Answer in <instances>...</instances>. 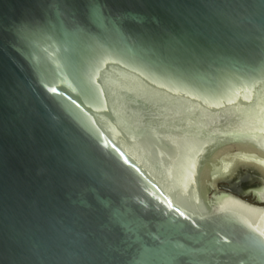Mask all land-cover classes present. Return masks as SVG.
Returning a JSON list of instances; mask_svg holds the SVG:
<instances>
[{"label":"water","instance_id":"95a60500","mask_svg":"<svg viewBox=\"0 0 264 264\" xmlns=\"http://www.w3.org/2000/svg\"><path fill=\"white\" fill-rule=\"evenodd\" d=\"M233 145L264 0H0V264H264L259 181L199 190Z\"/></svg>","mask_w":264,"mask_h":264},{"label":"bare ground","instance_id":"6f19581e","mask_svg":"<svg viewBox=\"0 0 264 264\" xmlns=\"http://www.w3.org/2000/svg\"><path fill=\"white\" fill-rule=\"evenodd\" d=\"M261 161H264V148L233 145L212 151L209 166H203L199 190L209 203H213V195H231L219 190L221 181H228L236 186L249 178L250 181L258 180L259 185L255 189L245 188V192L253 191L260 196L259 192H264V163ZM242 202L246 203L245 200ZM262 209L264 206H260V210Z\"/></svg>","mask_w":264,"mask_h":264},{"label":"rangeland","instance_id":"374dc122","mask_svg":"<svg viewBox=\"0 0 264 264\" xmlns=\"http://www.w3.org/2000/svg\"><path fill=\"white\" fill-rule=\"evenodd\" d=\"M253 185H255V183ZM220 186H224V184H221ZM250 186H252V185H250ZM248 201H251V198H248Z\"/></svg>","mask_w":264,"mask_h":264},{"label":"snow or ice","instance_id":"6c2138e0","mask_svg":"<svg viewBox=\"0 0 264 264\" xmlns=\"http://www.w3.org/2000/svg\"><path fill=\"white\" fill-rule=\"evenodd\" d=\"M261 163H264V161H261Z\"/></svg>","mask_w":264,"mask_h":264}]
</instances>
